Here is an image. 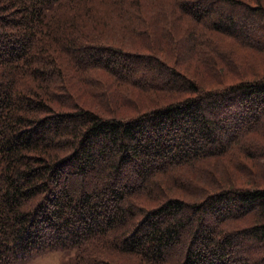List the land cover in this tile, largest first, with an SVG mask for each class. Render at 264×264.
Segmentation results:
<instances>
[{
    "label": "trees",
    "instance_id": "obj_1",
    "mask_svg": "<svg viewBox=\"0 0 264 264\" xmlns=\"http://www.w3.org/2000/svg\"><path fill=\"white\" fill-rule=\"evenodd\" d=\"M263 123L264 0H0V264H264Z\"/></svg>",
    "mask_w": 264,
    "mask_h": 264
},
{
    "label": "rangeland",
    "instance_id": "obj_2",
    "mask_svg": "<svg viewBox=\"0 0 264 264\" xmlns=\"http://www.w3.org/2000/svg\"><path fill=\"white\" fill-rule=\"evenodd\" d=\"M241 8H242L241 10H242L243 14H242V17L237 18L236 25H240L244 21L245 26H244V29H242L240 32L242 34H240V33L239 34L242 36H246L248 39L252 40L253 38L248 36V34H250L252 32V30H253L252 27L254 24L260 23L259 21H257V18L255 17V16L259 17L260 14H257V13L252 14L249 11H247L244 8V6H242ZM261 38H263V37H261ZM245 53H246V51L241 49V54H245ZM253 60H254V62H256L255 58ZM256 68H257V65H256ZM248 106H246V104H243L242 102H238V104H236L235 106L233 105L232 108H237V111H236L237 114H239V116H242V115L247 113V111L249 109ZM234 118L228 117V119H227L228 121L226 122L227 124H226V128H225L226 129L225 132L230 133L231 128L234 124V121H236L238 119V118H236V119H234ZM261 136H264V123H263V125L259 126V130L256 131V135H255L256 138H261ZM256 142L260 143L259 141H256ZM214 146L215 145H213L211 143L210 148L214 147ZM215 147H217V146H215ZM237 168L239 170L243 171V169H241L239 167H237ZM237 168L236 167L234 168L232 166H230V168L228 167V170L226 171V173L223 172L225 176H222V175H220L219 172H217L219 174V179L222 180V182H224V183L226 180H229V182L231 183L230 185L233 186L236 184L235 178L237 177L239 185H241V186L250 185L252 187V186L256 185L257 180L264 177V163H262L261 170L258 173L259 175H261V177L258 176V174L254 177L253 176H246L242 172H240ZM251 168H253L255 170V173H256L257 168H255V165L251 166ZM244 170H248V169L245 167ZM229 174H231V175H229ZM226 186H228V185H226ZM184 198L187 199V198H189V196H186V197L184 196ZM73 254H74V251L72 249H71V251H69L67 249L57 248V249L49 250L47 252H42V253L36 254V255H34V256L24 260V261L18 262L17 264H62L68 260L69 256H71ZM125 261L127 264H139V262L132 256H126Z\"/></svg>",
    "mask_w": 264,
    "mask_h": 264
}]
</instances>
